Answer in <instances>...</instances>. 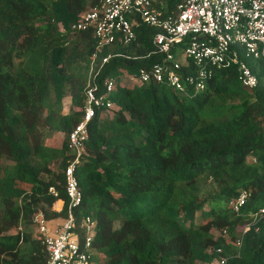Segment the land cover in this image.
<instances>
[{"label":"trees","instance_id":"obj_1","mask_svg":"<svg viewBox=\"0 0 264 264\" xmlns=\"http://www.w3.org/2000/svg\"><path fill=\"white\" fill-rule=\"evenodd\" d=\"M164 1L171 12L181 0ZM93 5L0 0V264H45L33 218H66L68 135L82 119L96 52L93 29L72 27ZM155 33L142 26L136 43L105 47L97 64L123 56L101 80L163 62ZM245 61L254 89L241 86L234 66L215 69L189 96L116 85L114 108L90 121L74 168L82 193L74 215L96 223L91 264H264V219L253 223L264 205V62ZM54 134L63 140L47 146ZM241 192L249 196L234 213Z\"/></svg>","mask_w":264,"mask_h":264},{"label":"built area","instance_id":"obj_2","mask_svg":"<svg viewBox=\"0 0 264 264\" xmlns=\"http://www.w3.org/2000/svg\"><path fill=\"white\" fill-rule=\"evenodd\" d=\"M142 26L155 30L151 41L163 54V62L128 74L127 81L112 77L101 80L104 66L123 55L107 54L97 64L98 54L114 44L136 43ZM72 28L93 29L96 52L83 91L82 119L68 135L72 160L64 170L66 218L51 229L42 214L33 218L35 233L47 252L45 264H91L96 223L90 216L77 220L74 215L82 203L74 168L83 156L90 121L97 111L114 108L111 96L117 84L162 85L189 96L206 89L215 69L234 66L241 86L254 89L258 78L245 60L264 62V0H181L168 13L155 0H94ZM181 58L186 63L179 61ZM123 72L127 73L120 70ZM49 192L57 196L54 188ZM248 196L241 192L231 203L234 213L240 212ZM261 219L264 205L254 213L253 223Z\"/></svg>","mask_w":264,"mask_h":264},{"label":"rangeland","instance_id":"obj_3","mask_svg":"<svg viewBox=\"0 0 264 264\" xmlns=\"http://www.w3.org/2000/svg\"><path fill=\"white\" fill-rule=\"evenodd\" d=\"M179 61H181L182 63H186V60L184 58L179 59ZM127 75H128V73L123 72L119 75L118 78H123L124 81H127ZM118 78H116V79H118ZM63 137L64 136H62L61 134H54L53 136H51L45 140V144L47 146H53L54 144L58 143V145H59L60 142L63 140ZM26 189H28V188H26ZM100 260L95 259V261H93V264H99Z\"/></svg>","mask_w":264,"mask_h":264},{"label":"crops","instance_id":"obj_4","mask_svg":"<svg viewBox=\"0 0 264 264\" xmlns=\"http://www.w3.org/2000/svg\"><path fill=\"white\" fill-rule=\"evenodd\" d=\"M156 4L159 5L160 7H162L164 9V12H168L166 10H168V5L164 0H155ZM64 206V202L62 200H58L54 206H53V210L56 212H60L62 210ZM62 220H56V221H49V227L50 229L53 228L54 226H56L57 224H59Z\"/></svg>","mask_w":264,"mask_h":264}]
</instances>
